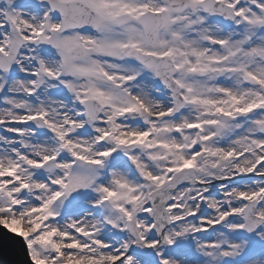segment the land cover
Here are the masks:
<instances>
[{
	"label": "snow or ice",
	"instance_id": "1",
	"mask_svg": "<svg viewBox=\"0 0 264 264\" xmlns=\"http://www.w3.org/2000/svg\"><path fill=\"white\" fill-rule=\"evenodd\" d=\"M0 264H264V0H0Z\"/></svg>",
	"mask_w": 264,
	"mask_h": 264
}]
</instances>
